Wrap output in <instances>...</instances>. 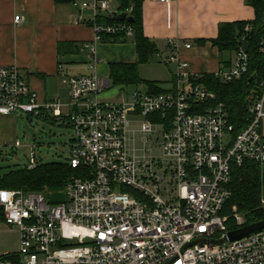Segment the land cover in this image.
<instances>
[{
    "label": "built area",
    "instance_id": "obj_1",
    "mask_svg": "<svg viewBox=\"0 0 264 264\" xmlns=\"http://www.w3.org/2000/svg\"><path fill=\"white\" fill-rule=\"evenodd\" d=\"M111 3L71 0L90 10L94 42L133 35L127 22H97L120 14ZM180 46L177 39L168 41L166 63L173 73L165 93L134 91L115 101L102 98L109 86L98 74L61 73L67 101L40 102L18 68L0 66V115L61 119L73 133L67 163L79 171L59 201L52 199L57 192L0 189L4 223L19 231L16 258L0 264H264V231L212 242L224 238L229 217L239 228L245 222L234 214L236 207L229 217L220 215L231 195V166H264V80L259 93L247 96L250 118L234 133L224 104L199 81L204 74L180 58ZM84 47L93 52V46ZM258 51L264 56V30ZM96 63L92 58L88 69ZM247 71V54L239 49L230 66L210 75L229 84ZM139 116L145 121L131 128ZM37 165L31 147L26 168Z\"/></svg>",
    "mask_w": 264,
    "mask_h": 264
},
{
    "label": "crops",
    "instance_id": "obj_2",
    "mask_svg": "<svg viewBox=\"0 0 264 264\" xmlns=\"http://www.w3.org/2000/svg\"><path fill=\"white\" fill-rule=\"evenodd\" d=\"M15 16H20L21 21L15 23ZM253 18L254 11L245 0H172L169 3L145 0L142 30L155 45V55L168 56V41L177 39L181 44L180 58L188 62L190 69L210 75L230 66L235 55L231 53L226 59L224 53H219L212 45L218 27ZM184 44H190L191 49H184ZM84 45L93 46V52ZM92 58L97 62L94 71L88 69ZM135 61L136 50L131 37L117 43L94 42L88 9L75 8L71 3L56 4L54 0H0V66L18 68L40 102L55 98L63 103L67 101L61 73L70 76L96 73L110 86L109 64ZM163 62L170 70L171 79L165 83V88L164 84L161 86L169 89L173 66ZM102 98L114 100L103 95ZM15 116L0 115V147L10 140ZM15 142L17 140L13 146ZM0 231L3 238L0 257L16 254L18 229L0 222Z\"/></svg>",
    "mask_w": 264,
    "mask_h": 264
},
{
    "label": "trees",
    "instance_id": "obj_3",
    "mask_svg": "<svg viewBox=\"0 0 264 264\" xmlns=\"http://www.w3.org/2000/svg\"><path fill=\"white\" fill-rule=\"evenodd\" d=\"M56 4L71 3V0H54ZM117 4L118 13H127L133 19L126 23L132 29V39L135 44L136 61L134 63L109 64L108 79L110 85L125 89L144 83L153 94H162L166 90L157 82L142 81L138 76V67L145 64L157 53L155 45L143 34L142 9L145 0H111ZM253 9L254 18L251 21L224 23L218 27L217 37L211 41L219 53L237 52L244 38L248 39V71L240 80L229 84H221L213 76L204 75L199 81L205 84L216 94L218 102L224 104L229 123L234 128V133L241 130L250 118L247 112V96L251 91L260 92L259 84L264 80V56L258 51V40L264 30V0H245ZM100 24H113L110 17H99ZM249 26V31L244 28ZM128 38L125 33L104 36L101 42H124ZM59 49V48H58ZM49 121V120H48ZM79 174L77 169L68 163H46L37 165L36 168L12 170L0 177V189L22 190L24 192H40L43 194L59 192L63 186ZM230 197L225 202L220 215L230 216L232 207L244 216V225L264 220V209L260 201L264 198V166L252 162H244L241 166H231V180L229 184ZM49 196V195H48ZM0 222H4L3 211L0 208ZM232 218H228L226 229L236 230ZM16 254H5L0 257L4 260H14Z\"/></svg>",
    "mask_w": 264,
    "mask_h": 264
},
{
    "label": "rangeland",
    "instance_id": "obj_4",
    "mask_svg": "<svg viewBox=\"0 0 264 264\" xmlns=\"http://www.w3.org/2000/svg\"><path fill=\"white\" fill-rule=\"evenodd\" d=\"M116 5L115 2H112L110 10H115L117 7ZM223 53V57L226 59H228L231 54L230 52ZM166 59L167 56L164 57L163 55L152 56L147 63L138 67L139 78L142 81L164 84L163 86L165 88V83L171 79V77H169L170 70L163 62H166ZM108 88L102 93L106 98H114V100L108 101L118 100L120 97H125V95H129L134 91L146 92L148 90L144 83L137 86L127 87L125 89L112 85ZM144 121V117H137L131 121V128H137L140 123ZM72 137V130L65 126L59 118H52L48 121L36 119L28 115L17 114L15 116L13 131L10 135L8 144L0 147V176L12 170L26 168L30 160L31 147L34 148L35 161L38 165L53 162L67 163L70 157L69 142ZM152 139L153 143H155V138ZM15 140L20 143L19 147L13 146ZM60 191L61 192H57L55 196L52 197L53 200H63L64 192L62 190ZM46 195L50 196L52 194L47 193ZM234 212L235 211L232 207L231 214ZM234 214L244 218V216L238 213L237 210ZM7 239H10V237H7ZM2 242L3 238L0 231V244H2Z\"/></svg>",
    "mask_w": 264,
    "mask_h": 264
},
{
    "label": "water",
    "instance_id": "obj_5",
    "mask_svg": "<svg viewBox=\"0 0 264 264\" xmlns=\"http://www.w3.org/2000/svg\"><path fill=\"white\" fill-rule=\"evenodd\" d=\"M112 21L115 22H127V23H132L133 19L130 16H127L126 13H120L118 15H114L111 18ZM249 35H247L242 43V46L240 48V50L244 53L247 54L248 52V48H249V44H248V39H249ZM261 231H264V220L261 221H257L245 226H242L236 230H232V231H228L224 238L222 240H212L213 243L216 244H221L225 241H229V242H233L236 240H240L243 239L245 237H248L250 235L259 233Z\"/></svg>",
    "mask_w": 264,
    "mask_h": 264
}]
</instances>
